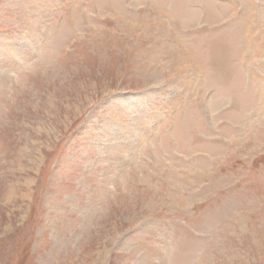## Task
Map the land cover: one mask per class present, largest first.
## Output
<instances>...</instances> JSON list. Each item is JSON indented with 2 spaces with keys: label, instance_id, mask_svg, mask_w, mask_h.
<instances>
[{
  "label": "rangeland",
  "instance_id": "1",
  "mask_svg": "<svg viewBox=\"0 0 264 264\" xmlns=\"http://www.w3.org/2000/svg\"><path fill=\"white\" fill-rule=\"evenodd\" d=\"M0 47V264H264V0H0Z\"/></svg>",
  "mask_w": 264,
  "mask_h": 264
},
{
  "label": "crops",
  "instance_id": "2",
  "mask_svg": "<svg viewBox=\"0 0 264 264\" xmlns=\"http://www.w3.org/2000/svg\"><path fill=\"white\" fill-rule=\"evenodd\" d=\"M1 48V47H0ZM11 53V52H10ZM10 55V54H9ZM0 56L2 57V56H4V55H1L0 54ZM12 57H13V55H12ZM4 58H6L7 60H9V58H8V56L6 55V56H4ZM14 58V57H13ZM14 60V59H13ZM13 60H11V61H13ZM15 62V61H14ZM10 70H12V69H10ZM11 72V71H10Z\"/></svg>",
  "mask_w": 264,
  "mask_h": 264
}]
</instances>
